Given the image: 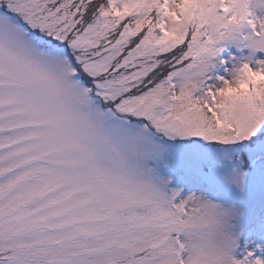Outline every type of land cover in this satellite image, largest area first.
Instances as JSON below:
<instances>
[{"label": "snow or ice", "instance_id": "1", "mask_svg": "<svg viewBox=\"0 0 264 264\" xmlns=\"http://www.w3.org/2000/svg\"><path fill=\"white\" fill-rule=\"evenodd\" d=\"M0 264H264V0H0Z\"/></svg>", "mask_w": 264, "mask_h": 264}]
</instances>
